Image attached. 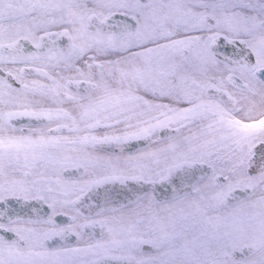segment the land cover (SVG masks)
Here are the masks:
<instances>
[{"label":"snow or ice","instance_id":"obj_1","mask_svg":"<svg viewBox=\"0 0 264 264\" xmlns=\"http://www.w3.org/2000/svg\"><path fill=\"white\" fill-rule=\"evenodd\" d=\"M0 264H264V0H0Z\"/></svg>","mask_w":264,"mask_h":264}]
</instances>
